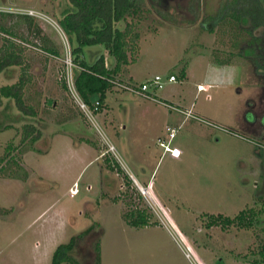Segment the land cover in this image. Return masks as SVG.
Here are the masks:
<instances>
[{"label": "rangeland", "instance_id": "374dc122", "mask_svg": "<svg viewBox=\"0 0 264 264\" xmlns=\"http://www.w3.org/2000/svg\"><path fill=\"white\" fill-rule=\"evenodd\" d=\"M226 1L142 0L128 18L139 35L132 82L162 76L164 88L142 98L115 85L90 119L67 86L77 69L60 25L69 0H0V50L13 42L22 56L21 66L0 74V88L24 77L25 103L36 111L25 117L0 95V264H52L59 245L93 226L104 233L78 249L84 264H98L97 242L101 264H255L264 245V62L235 56L214 64L249 40L232 24L203 29ZM30 12L32 26L22 18ZM45 38L59 56L44 50ZM183 70L188 78L180 79ZM125 75L114 80L126 84ZM29 124L42 131L34 149L23 141ZM150 186L155 199L141 192ZM250 208L261 224L208 226L210 216ZM141 210L149 225L135 228L128 214ZM163 212L173 226L162 223Z\"/></svg>", "mask_w": 264, "mask_h": 264}, {"label": "trees", "instance_id": "16d2710c", "mask_svg": "<svg viewBox=\"0 0 264 264\" xmlns=\"http://www.w3.org/2000/svg\"><path fill=\"white\" fill-rule=\"evenodd\" d=\"M141 2L142 0H69L71 10L64 14L60 25L69 38L73 62L81 67L74 70V77L77 90L88 105L92 106L96 101H100L103 109L108 92L114 87L111 80L118 78L123 73V68L135 61L130 59V53L136 51L139 35L133 33V24L128 22V18L141 12ZM22 18L30 26L34 23V18L29 15H23ZM222 23L232 24L236 35H248L249 40L247 46L242 47L238 54L229 53L227 58L216 56L215 65L231 64L235 56L248 59L260 56L259 59L264 62V34L257 35L264 24V12L260 0H227L221 5L216 15L202 22V27L205 31L214 33ZM35 31L39 37L41 30L37 28ZM51 43L46 39L44 50L59 56L58 48L51 46ZM93 47L96 50L91 53ZM105 52L109 55L108 61ZM21 65V53L16 51L13 42L6 49L0 50V74ZM180 73V79H185L186 71L183 70ZM26 85L27 81L22 77L17 84L1 87L0 95L2 99L14 101L16 108L23 116L35 118V109L26 105L24 100ZM24 132L23 141H27L34 149V144L42 137V131L35 125L29 124L24 127ZM129 217L132 218L130 225L135 228H144L149 225V217L145 210L133 211L128 214ZM209 220V227L222 225L223 228L237 226L248 229L262 223L259 212L255 208L242 210L234 218L219 215L210 216ZM103 233L104 230L97 231L93 226L72 237L68 243L57 247L52 264H84V253H80L78 249L87 244L86 241L92 242L93 238ZM91 251L98 264H101L100 242H97ZM259 257L254 263L264 264V245L259 251Z\"/></svg>", "mask_w": 264, "mask_h": 264}, {"label": "built area", "instance_id": "2783aa9c", "mask_svg": "<svg viewBox=\"0 0 264 264\" xmlns=\"http://www.w3.org/2000/svg\"><path fill=\"white\" fill-rule=\"evenodd\" d=\"M27 15L35 17V15L32 12H30ZM72 62H73V60L70 63L72 64ZM73 66L75 67V69L76 68L81 69V67L78 66L77 64H75L74 62H73ZM168 81L176 82L177 81L176 76H174V75L169 76ZM111 83L114 86L116 85L119 88L126 90V92H128L129 94H131L133 96L142 97V98H149L151 96L150 92L164 88L165 80L162 76H156L155 78L148 80V81L141 83V84L140 83H133L131 81L124 84V83L118 82L116 80H111ZM67 86H68L69 91L71 92L73 99L75 100L76 104L90 119L95 118L94 116L100 113V111L102 109V103L100 101H96L92 106L88 105L83 100V98L81 97L80 93L77 90L74 75L68 76ZM200 89H202V87H200ZM186 115L188 117H190L191 119L194 118L195 120L200 121V119L197 118L194 114H192V112H187ZM176 136H177L176 129L171 128L170 132H169L170 142H172L176 138ZM160 144H161V146H163L166 149L167 152L171 153V155L174 158H179L181 156V150H179L178 148H171L168 145H166L164 142H161ZM140 189H141V192L144 196H150L151 195L154 198V194H153L154 192H153L151 186L148 188H140ZM78 193H79V189H78V184L76 183V185H74V187L71 189V197H75L76 195H78ZM164 214L166 216L165 218L167 219V221H164V219L162 218V223L164 222L166 225L168 224L169 226H173L174 221L171 218V216L168 215L166 212ZM187 258H192V257L190 254H188Z\"/></svg>", "mask_w": 264, "mask_h": 264}, {"label": "crops", "instance_id": "0c3cea01", "mask_svg": "<svg viewBox=\"0 0 264 264\" xmlns=\"http://www.w3.org/2000/svg\"><path fill=\"white\" fill-rule=\"evenodd\" d=\"M105 55H106V57H107V61H108V59H109V55H108V53L107 52H105ZM132 64H134L133 62H131V64L130 65H128V66H125L124 68H123V73L124 74H126L125 76H129L128 78V80L129 81H136L135 80V77H134V75L132 74V72L130 71V66H132ZM123 73L120 75V76H122L123 75ZM187 78H188V75L186 76ZM134 79V80H133ZM137 82V81H136ZM199 132V131H198ZM194 133V132H193ZM202 132H199L198 134L197 133H194L196 136H198V138H204V137H202L203 136V134H201ZM206 138H207V136H206ZM173 159H176V158H173ZM140 175L141 176H146L147 175V171H145V170H143L142 171V173L140 172Z\"/></svg>", "mask_w": 264, "mask_h": 264}]
</instances>
